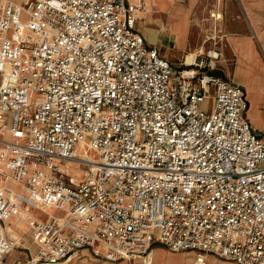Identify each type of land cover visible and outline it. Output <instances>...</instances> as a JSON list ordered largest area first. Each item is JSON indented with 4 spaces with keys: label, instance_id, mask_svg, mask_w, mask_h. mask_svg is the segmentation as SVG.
Returning <instances> with one entry per match:
<instances>
[{
    "label": "built area",
    "instance_id": "built-area-1",
    "mask_svg": "<svg viewBox=\"0 0 264 264\" xmlns=\"http://www.w3.org/2000/svg\"><path fill=\"white\" fill-rule=\"evenodd\" d=\"M148 2L0 0V264L24 227L36 251L15 264H150L156 244L264 264L246 91L215 72L217 41L178 65L148 44Z\"/></svg>",
    "mask_w": 264,
    "mask_h": 264
},
{
    "label": "crops",
    "instance_id": "crops-1",
    "mask_svg": "<svg viewBox=\"0 0 264 264\" xmlns=\"http://www.w3.org/2000/svg\"><path fill=\"white\" fill-rule=\"evenodd\" d=\"M245 9L250 19V31L246 33L230 31L226 35V46L225 48H223V50L220 51L221 57H223L224 53H229L233 59V65H230L229 63H227L224 55L222 61L226 60V64H224V67H222L221 69L223 77L235 84L241 85L245 89L248 98L246 86L241 84L240 82H236L233 76L235 75V73L245 75L247 79L246 81H248V86L250 87L252 86L249 83L250 78L262 77L264 79V16L261 12V3L249 2L247 3ZM189 18L190 10L181 2V0H149L148 11L145 14V17L137 22V29L140 32L142 31L144 33L143 34L141 32L145 36L148 44L156 46L159 49H167V52H164V54L161 53L163 56L167 58L174 57L176 51L180 53L186 50V48L188 47V42L191 38ZM139 22L141 23L142 27L140 26L138 28ZM178 22H182L184 24L183 33L185 35V42L174 48L175 38L173 37V35H176L174 34L175 32H173V25L177 24ZM196 41L197 43L195 44L199 45L200 39L198 40V38H196L195 42ZM248 119L251 125L253 121L257 123V117L255 114L252 115L251 119ZM256 127H258V124ZM259 127L260 129H263L264 126L260 125ZM253 128L259 133V131L255 127ZM28 233L32 240L33 250L21 243V236L19 234L16 249L14 250V252L18 250L19 247H22L25 252L26 249H29L31 251V254L35 253L36 245L29 231ZM180 252L186 254L194 253L193 256L189 258V260L185 264H192L195 261L197 252L194 250L172 251L164 245L156 244L153 246L149 255L150 264H165L166 257L168 255H173ZM208 256V259L212 258L210 254ZM20 258L22 257L14 254L9 259V262L13 261V263H11L15 264L18 261H24ZM144 261V257H137L130 260L121 259L117 261H109L95 255L91 248L86 247L81 251L73 254L70 258L63 260L58 264H144Z\"/></svg>",
    "mask_w": 264,
    "mask_h": 264
},
{
    "label": "rangeland",
    "instance_id": "rangeland-1",
    "mask_svg": "<svg viewBox=\"0 0 264 264\" xmlns=\"http://www.w3.org/2000/svg\"><path fill=\"white\" fill-rule=\"evenodd\" d=\"M181 2L187 6L190 10V40L188 42V47L182 52H175L174 57H168L169 60L178 65L185 59V56L191 52H195L198 48L205 45L206 48L213 46L214 42L217 41L216 48L219 50L220 54L223 48L226 46V35L230 31L246 33L250 31L251 24L248 14L246 12V5L249 2H258L262 4V15L264 16V0H181ZM213 14H220L221 17H217ZM146 24V22H145ZM141 23H138V28ZM142 27V26H141ZM184 24L178 22L173 25V32L176 36L175 47L181 45L185 42ZM142 32V31H141ZM143 33V32H142ZM144 34V33H143ZM200 39V44H195V39ZM172 49V48H171ZM162 54L167 52V49H159ZM173 52V51H171ZM223 52V51H222ZM227 63L233 65V59L229 53L223 54ZM223 57H219L216 65L215 72L223 77L221 73L222 67H224L225 61H222ZM264 75V74H263ZM262 76V75H261ZM236 82L246 86L248 93V100L250 101V108L246 111V116L252 118L255 114L257 117V123L252 122L253 127H255L261 136L264 137V127L260 129V125L264 126V79L262 77H252L249 83L252 85L248 86V81H246V76L241 74H236L233 76ZM258 124V127H256ZM35 214H41V211H33ZM20 240L24 246L31 248L33 250L32 240L29 233L25 227L20 232ZM22 251V252H21ZM31 251L26 249V252L22 247H19L10 258L16 254L20 256L24 261L31 256ZM194 253H175L173 255H168L166 257L165 264H185L189 258L193 256ZM211 259H206V264H238L236 261L231 259H223L213 254ZM9 258V259H10ZM13 263V261H11ZM10 262V263H11ZM11 263V264H12Z\"/></svg>",
    "mask_w": 264,
    "mask_h": 264
},
{
    "label": "bare ground",
    "instance_id": "bare-ground-1",
    "mask_svg": "<svg viewBox=\"0 0 264 264\" xmlns=\"http://www.w3.org/2000/svg\"><path fill=\"white\" fill-rule=\"evenodd\" d=\"M213 15H215V16H217V17H221V15L220 14H213ZM192 53V54H191ZM190 54H188V57H187V59H188V62H190V61H192L193 60V58H194V56H195V53H193V52H191Z\"/></svg>",
    "mask_w": 264,
    "mask_h": 264
}]
</instances>
